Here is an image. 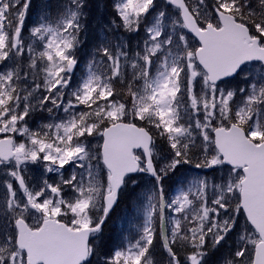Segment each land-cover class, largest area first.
<instances>
[{
  "label": "snow or ice",
  "instance_id": "obj_1",
  "mask_svg": "<svg viewBox=\"0 0 264 264\" xmlns=\"http://www.w3.org/2000/svg\"><path fill=\"white\" fill-rule=\"evenodd\" d=\"M31 5L0 0V264H264V0H114L79 78L89 0Z\"/></svg>",
  "mask_w": 264,
  "mask_h": 264
},
{
  "label": "trees",
  "instance_id": "obj_2",
  "mask_svg": "<svg viewBox=\"0 0 264 264\" xmlns=\"http://www.w3.org/2000/svg\"><path fill=\"white\" fill-rule=\"evenodd\" d=\"M57 2L58 1L52 0L44 1L41 4V8L43 10L45 6L48 5L51 6L52 11L55 12L53 4H57ZM113 2L114 0H89V14L87 20L85 21V33L82 34L84 36L85 43L78 51L79 61L83 60L84 63H87L89 60L94 44L98 42V40L103 35V32L101 31L102 27L112 19L113 9L111 5ZM34 10L35 7L31 5L30 12L28 14L33 16V18L36 17L37 19L38 14ZM34 22L35 21H33L31 24ZM134 212L133 198L127 195L122 197L114 211L111 213L109 219L106 221L104 235L105 241L109 244V246H112L114 242L118 243L125 236L135 234L133 230L130 231V228L132 227L130 219H132ZM136 222L138 223L139 220ZM153 255L155 260L159 258H165L166 256V253H164L160 245L159 239L154 242Z\"/></svg>",
  "mask_w": 264,
  "mask_h": 264
},
{
  "label": "rangeland",
  "instance_id": "obj_3",
  "mask_svg": "<svg viewBox=\"0 0 264 264\" xmlns=\"http://www.w3.org/2000/svg\"><path fill=\"white\" fill-rule=\"evenodd\" d=\"M44 1H50V0H32V5H33V7H35L34 11L38 14V16L41 14V10H42L41 4ZM52 1H58V0H52ZM55 6H56V3L53 4V8H55ZM29 12H30V9H29ZM53 14H55V12H53ZM33 21H36V17L33 18V16H30V14H28V18L26 19L25 27L30 28L33 24L32 25H29V24H31ZM85 64H86V62L84 63L83 60L79 61L78 65H77V70L75 72L76 78H79L81 73L84 71ZM37 122L38 121L36 119H34L33 121H30V126L35 125ZM209 172H210V170H209ZM39 175H40V170H38L35 166H30V171H29V173L26 174V179L31 177V180L29 181L31 183V182L35 181L36 179H38ZM172 183L173 182H168L169 187H171ZM139 219L140 218L137 217L136 213L134 212L132 219H130L131 225H132V227L130 228V231L131 230L135 231V225L137 224L136 221ZM228 254H229V249L227 246H225V248L222 249L220 251L219 255L215 258L216 261L218 262V264H220V262L222 261V258L227 256ZM163 259L164 258H159V259H156V261L159 262V261H162Z\"/></svg>",
  "mask_w": 264,
  "mask_h": 264
}]
</instances>
